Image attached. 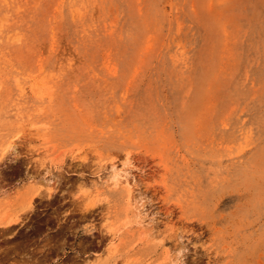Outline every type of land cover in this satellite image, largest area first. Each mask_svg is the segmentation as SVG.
Masks as SVG:
<instances>
[{
	"label": "rangeland",
	"instance_id": "1",
	"mask_svg": "<svg viewBox=\"0 0 264 264\" xmlns=\"http://www.w3.org/2000/svg\"><path fill=\"white\" fill-rule=\"evenodd\" d=\"M0 5L28 40L5 58L0 264H264V0ZM69 58L40 110L32 78ZM113 160L131 190L93 185Z\"/></svg>",
	"mask_w": 264,
	"mask_h": 264
},
{
	"label": "bare ground",
	"instance_id": "2",
	"mask_svg": "<svg viewBox=\"0 0 264 264\" xmlns=\"http://www.w3.org/2000/svg\"><path fill=\"white\" fill-rule=\"evenodd\" d=\"M19 1V0H0V4H3L7 7H11V4ZM39 6V4H38ZM182 6V5H181ZM15 7V5H14ZM21 7L18 6L17 8V12L20 13L21 10H19ZM0 9H1V5H0ZM4 9V8H3ZM44 9V8H43ZM14 10V8H13ZM66 11V10H65ZM40 15V14H39ZM41 19V18H40ZM67 24H69L67 22ZM71 24V23H70ZM70 26V25H69ZM74 26V25H73ZM74 28V27H73ZM72 29V28H71ZM73 30V29H72ZM71 32V31H70ZM34 35H36V32L34 31ZM166 35V34H165ZM122 37V36H120ZM121 39V38H120ZM123 40V39H122ZM24 41H28L27 40V36L26 33L23 32V29L21 27V23H19L18 20H13V16L12 14H10L9 12H5L3 15L0 16V102L4 101V102H8L13 104L14 106H17L19 110L20 115H24V112L21 110L23 108L22 105H24L23 103L19 102V104L12 102L13 100H15L14 98V90L12 87H8V82H9V77L6 75L7 72L9 73L10 71H16V69L11 68L9 71L7 69L6 64L8 65V62H6L5 58L7 56L8 50H9V44L12 43L14 45L17 44V42H24ZM114 43V42H113ZM65 51V50H64ZM64 53V52H63ZM66 54V53H65ZM69 54V53H68ZM75 54V53H74ZM126 54V53H125ZM60 55V54H59ZM71 55V54H69ZM67 56V54H66ZM79 56V55H78ZM162 56V55H161ZM62 57V56H61ZM75 57V56H74ZM120 57V56H119ZM67 58V57H64ZM76 58V57H75ZM80 58V57H79ZM90 60V59H89ZM62 61V60H61ZM85 61V60H84ZM86 62V61H85ZM61 63V62H60ZM68 66L66 67V65L60 64L59 65V72H52V74L49 76L48 74L42 72V75L44 74V76H42L41 74H38L37 76L35 75L32 78V83H31V87L30 90L33 94V96L38 100L41 101L40 104H38V106H40V110H42L43 108H45L46 106L50 107V108H56V104L54 101L56 99H59L61 96L60 95H64L65 93L63 92V90H59V89H54V86H49V84L54 81L57 78L60 77V75L63 77V75H66L67 73H69V71L71 70L70 66H72L73 62H72V58H69V62H68ZM12 64V63H11ZM13 65V64H12ZM75 66V65H74ZM17 67V66H16ZM7 71V72H6ZM6 72V73H5ZM21 72V71H20ZM61 72V73H60ZM59 73V74H58ZM69 75V74H68ZM33 76V75H32ZM47 76H49L50 78H48ZM22 77V76H21ZM48 78V79H47ZM19 78H16L15 80H18ZM11 80V79H10ZM20 80V79H19ZM30 80V79H29ZM28 80V81H29ZM20 82V81H19ZM165 84V83H164ZM12 85V83H11ZM56 87V86H55ZM59 86H57L58 88ZM19 88L23 89L22 93L26 94L27 91L25 87H23L22 85L19 84ZM52 90H55V93H52ZM3 93L4 97H3ZM18 95V94H17ZM18 96H16L17 98ZM53 100V101H52ZM61 101V100H60ZM49 102V103H48ZM7 103V104H8ZM45 106H42V105ZM6 105V104H5ZM3 105V106H5ZM27 106V105H25ZM163 106V105H162ZM12 107V106H11ZM4 108V107H3ZM13 108V107H12ZM10 109V108H9ZM24 110V109H23ZM67 110V109H66ZM32 111V110H31ZM1 112V111H0ZM39 109H36L33 112H30V116H32V118L36 117L39 115ZM49 115V114H48ZM44 117V116H43ZM51 118V117H50ZM55 121V120H54ZM63 121V120H62ZM62 131V130H61ZM90 137V136H89ZM5 139V138H4ZM3 140V139H2ZM1 142H5V140L1 141ZM0 142V146L3 144ZM4 145V144H3ZM2 147V146H1ZM9 148L12 147V144L8 145ZM120 164H118L116 161H112L110 163V167L107 169L106 167L101 170L102 172L105 171V175L99 177V180L94 182L93 185H102L105 184L107 182H111L115 185H125L129 188V190H131V186L134 185V183L136 182L133 173H131V169L128 167H120ZM100 171V172H101ZM93 182V181H92ZM52 190V188H49ZM49 190V191H51ZM52 195V191L49 192ZM131 202V200H130ZM130 209H133V211L137 212L138 214L142 215L144 218L145 216L147 217L146 211L143 210L142 208H140L139 205H134V203L131 202V206ZM144 220V219H142ZM13 225V223L11 224H2V226H4L5 228H10Z\"/></svg>",
	"mask_w": 264,
	"mask_h": 264
}]
</instances>
